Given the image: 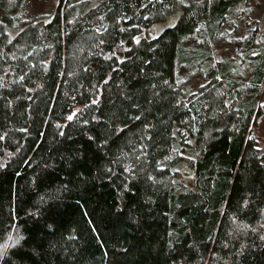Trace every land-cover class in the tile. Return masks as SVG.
Masks as SVG:
<instances>
[{
  "label": "trees",
  "instance_id": "trees-1",
  "mask_svg": "<svg viewBox=\"0 0 264 264\" xmlns=\"http://www.w3.org/2000/svg\"><path fill=\"white\" fill-rule=\"evenodd\" d=\"M22 1L0 0V264H264L249 0H58L16 32Z\"/></svg>",
  "mask_w": 264,
  "mask_h": 264
},
{
  "label": "rangeland",
  "instance_id": "rangeland-1",
  "mask_svg": "<svg viewBox=\"0 0 264 264\" xmlns=\"http://www.w3.org/2000/svg\"><path fill=\"white\" fill-rule=\"evenodd\" d=\"M57 3L58 0H23L18 9L11 13L12 23L17 27L16 32L29 22H33L39 18H49L54 13ZM248 7L251 9V13H255L257 19H260V26L264 30V0H249ZM176 18L177 13L176 15L175 13L171 14L169 18L166 19V21L158 24L155 27L154 33H158L164 28L173 25ZM11 32L13 33L14 31ZM15 33L11 35H14ZM226 49L227 48L223 43H219L215 53L218 55L219 53L226 51ZM200 75L202 76L201 72L200 74L193 73V76L189 82L188 78L190 77L187 78L184 83V90L186 91L185 93L195 91L199 85L204 83L205 79ZM193 87L194 89L192 90ZM261 101L264 102V95L262 96ZM252 134L259 140L260 145L264 146V116L262 117L260 124L254 128Z\"/></svg>",
  "mask_w": 264,
  "mask_h": 264
}]
</instances>
